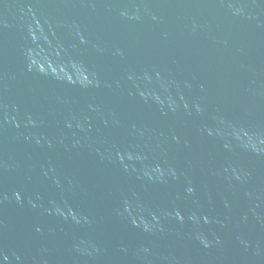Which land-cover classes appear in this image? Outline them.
Wrapping results in <instances>:
<instances>
[{"label":"water","instance_id":"water-1","mask_svg":"<svg viewBox=\"0 0 264 264\" xmlns=\"http://www.w3.org/2000/svg\"><path fill=\"white\" fill-rule=\"evenodd\" d=\"M0 264H264V0H0Z\"/></svg>","mask_w":264,"mask_h":264}]
</instances>
